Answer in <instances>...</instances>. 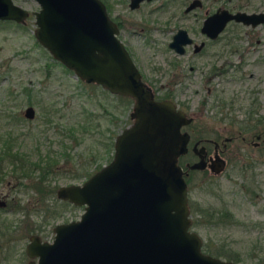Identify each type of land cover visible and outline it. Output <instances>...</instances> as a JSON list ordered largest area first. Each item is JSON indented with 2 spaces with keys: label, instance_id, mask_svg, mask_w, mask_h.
I'll return each instance as SVG.
<instances>
[{
  "label": "rangeland",
  "instance_id": "obj_1",
  "mask_svg": "<svg viewBox=\"0 0 264 264\" xmlns=\"http://www.w3.org/2000/svg\"><path fill=\"white\" fill-rule=\"evenodd\" d=\"M11 1L29 14L22 23L0 21V137L3 139L6 132L12 131L16 141L11 152L24 155L27 162L44 159L47 155L56 160L55 172L48 175L40 193L32 189L34 178H21V167L13 171L15 177L18 176L16 179L10 174L13 170L10 165L2 166L4 174L0 180V195L7 205L0 209V230H4L0 234V264H26L28 258L24 247L29 235H37L50 242L56 224L79 219L83 206L62 202L55 197V191L60 186L82 183L85 175L92 174L95 167L110 160L114 138L131 105L128 100L125 103V99L112 97L100 86L84 83L56 62L34 38L36 26L32 13L39 9L38 4L33 0ZM182 1L153 0L135 12L128 11L125 0H106V4L113 18L121 15L125 19L124 28L128 33L122 31L118 38L128 42L130 51H135L142 63L147 61L146 57L151 52L153 58L149 62L154 60L157 63L170 56L165 50L170 36L167 31L178 24L185 25L183 20L171 21L168 18L169 11L181 10L171 5L175 2V6H179ZM169 2L170 9L166 7ZM205 6L209 11L221 7L231 12L251 13L264 10V0H207ZM148 36L155 39L157 52L152 51ZM206 51H222L224 62L231 63L237 62L239 54L249 51L243 71L246 74L251 72V79L226 81L227 77L222 85L224 91L218 95L219 101L209 99L202 103L195 100L192 104L204 109L202 112L194 110L199 114L194 125L208 128L204 137L218 141L226 136L221 133L223 122L216 114L219 106L225 116L241 119L243 114L253 110L256 94L252 91L255 87L262 91L256 96L255 109L261 121L264 118V25L252 29L230 22ZM120 102L125 105L123 114L118 108ZM50 103L59 110L57 113H50ZM109 104L115 107L113 111L116 112L113 115L116 123L111 125L105 111L111 109ZM26 106L34 109L32 119L22 116ZM13 113L21 116L19 122L8 120ZM87 113L94 120L91 128L80 134L77 123ZM127 123L130 120L124 124ZM69 125L70 128L73 126V133H69ZM237 143L234 141L228 145L226 165L220 173L207 176L206 172H193L185 179L191 220L189 229L201 238V246L220 249L223 254L237 257L238 261L227 260L222 255L216 258L235 264H261L260 260L264 259V154L259 156L255 153L253 161L257 164L254 168L251 164V169L241 174L239 168L246 162L244 157L251 158V151L237 150ZM27 162L23 165H28ZM31 174L36 177V173ZM17 182L22 184L17 185ZM245 188L249 191L245 192ZM201 209H225L228 221L223 217L215 224L205 222L197 213Z\"/></svg>",
  "mask_w": 264,
  "mask_h": 264
},
{
  "label": "water",
  "instance_id": "obj_2",
  "mask_svg": "<svg viewBox=\"0 0 264 264\" xmlns=\"http://www.w3.org/2000/svg\"><path fill=\"white\" fill-rule=\"evenodd\" d=\"M33 1L39 6L32 13L38 44L84 83L129 98L132 123L115 137L106 165L80 184L56 189L58 199L83 206V212L56 224L50 242L30 236L26 264H235L203 253L201 238L189 229L186 170L205 167L197 142V160L184 170L178 164L189 140L180 128L190 119L173 103L153 99L101 0ZM28 14L0 0V21L22 23ZM230 20L255 26L264 23V13L218 9L201 30L213 38ZM173 38L189 42L182 30ZM22 116L32 119L34 109L26 106Z\"/></svg>",
  "mask_w": 264,
  "mask_h": 264
},
{
  "label": "flooded vegetation",
  "instance_id": "obj_3",
  "mask_svg": "<svg viewBox=\"0 0 264 264\" xmlns=\"http://www.w3.org/2000/svg\"><path fill=\"white\" fill-rule=\"evenodd\" d=\"M125 1L128 11L135 12V11H140V9L144 4L147 5L151 3L153 0H140L137 2L136 6L134 7L130 6L131 0H125ZM101 2L105 7V12L107 16L115 24L117 28L118 31L117 38L118 35L122 36V31H127L126 33H128V29L124 28L125 19H122L121 15L118 18L116 16L115 18H113L112 12L110 8H108V5L106 4V0H103ZM193 2L194 0H183L182 2H180L179 6H177L178 4L175 6V2L171 5L173 8L174 7L181 8V10L179 12H177V9L176 10L174 9V11L173 10L169 11L168 18L171 21L183 20L185 25L181 26L180 24H178L176 26H173L170 29V31H167L170 33V36L168 41H166L165 45L167 49L165 50L170 53V56L161 58V62L154 63L153 60L152 63H150L149 61L153 58L152 56L153 52H151L146 57L147 61L144 60V63H142L141 59L137 56L135 51H130L131 49L128 45V42L127 43L123 42L118 38L122 43L123 47L125 48V50L127 51V53L129 54L137 71L139 72L142 83L150 89L153 99L155 101H169L173 103L177 110L182 111L185 114V116L190 119V121L186 125L180 128L181 132L183 131L187 132V134L189 135V140L187 142V152L178 157V164L184 170L186 169L185 167L186 164L190 165L197 160V155L192 150L193 144L197 142L195 146V151H198L200 147H203V151L200 152V154H202L203 156L205 167L201 171L186 170L187 173L185 175V179L188 177V175H190V173L193 172H200V173L206 172L205 174L207 176L220 173L226 165L225 158H226V153L229 150L228 145H230L234 141L238 142L235 145L236 146L235 148L237 150L251 151V162H252L251 164L253 165V167L251 166L252 168H254V166L257 164L255 161H253V159L255 158V153L256 154L259 153V156L264 154L263 153L264 152V144H263L264 118L261 121L260 115L257 114V110L255 109L256 96L259 95L260 92H262L261 89H259V87H255L256 89L254 88V90L252 91L254 92V94H256L255 97H253L254 100L253 110L247 112V115L243 114L244 117H242L241 119L233 116H225L224 112L222 111L223 110L222 107L219 106V110L217 111L216 114H219V120L223 122L221 133L225 134L226 136L221 137L218 141L204 137L208 134V128L203 127L202 125L199 124L194 125V119H196L199 116V114H197L194 110L197 109L200 110V112L204 111L202 107L197 108L196 105H192L193 102H195V100L197 102L199 101L202 103L203 102L206 103L209 99H214L216 101H219L221 98H218V95L220 93H223L224 91L222 85L223 82H225V78L228 77L226 81L232 80V81L243 82L245 81L246 78L251 79V72L246 74L243 71L244 70L243 65H245L244 64L245 61L248 60L249 51H245L244 53L239 54L236 63H231L229 61L224 62L222 51L219 52L206 51L207 46L214 43L218 39L220 34L224 31V29L230 22H233L234 24H241V23L230 20L226 22L223 29L215 37L211 38L208 36L206 32H202L201 30L203 26V21L210 15L214 14L218 9H225V8L216 7L214 10L209 11L205 6L207 0H195L194 6L186 10L187 7ZM169 5L170 2L168 5H166V7L170 9ZM227 11L233 13L229 10ZM234 12H238V11H234ZM240 12H244V11H240ZM251 13H264V10H257ZM133 22L134 21H131V23ZM135 23H139V22H135ZM127 25L130 26V24ZM261 25H264V23L257 24L255 26H249V25H243V26H248L252 29H255ZM154 29L155 28H152V30ZM140 30H142V28ZM163 30L164 27L162 31ZM179 30H182L185 33V37L189 40V42L185 44H181L180 38L178 39L173 38L174 36H176ZM146 32L148 35H150L147 30ZM148 39H149V43L152 44V46L150 45L152 51L157 52L154 47L156 44L155 39L154 38L150 39L149 36ZM170 43H173L172 47L169 46ZM178 49H181L182 51H178ZM109 94L112 97L116 98L117 100L125 99L124 100L125 103H127L126 99H129L123 96H120L118 98V95H113L111 93ZM123 104L124 102H120V106H118V108L122 111V114L124 112L123 108L125 107V105L123 106ZM130 105L132 106L131 100H130ZM109 106L111 109H106L105 111L107 113V120L111 125L114 122L116 123V116L113 117V115L116 112L113 111L115 107H112L110 104ZM129 113L124 118L125 121L121 122L119 120V123L121 122V127H120L121 129L118 132V134L121 131H123L126 127L131 125L132 120L129 116ZM129 120H130L129 124L128 123L124 124L126 121ZM248 120H252V130L251 128L249 129L247 127L250 123L248 122ZM258 120L261 121L259 125L257 124ZM112 150H113V145H112ZM111 159H112V154L110 160ZM101 167L102 166H100L99 169ZM96 171L92 172V174L95 173ZM92 174H90L89 176H91ZM0 199L4 203V205L0 207V209H3L5 205H7V202L2 195H0ZM190 225H191V220H190ZM29 237H28V241H29ZM24 254H25V247H24ZM29 260L30 259L28 258V261Z\"/></svg>",
  "mask_w": 264,
  "mask_h": 264
},
{
  "label": "trees",
  "instance_id": "obj_4",
  "mask_svg": "<svg viewBox=\"0 0 264 264\" xmlns=\"http://www.w3.org/2000/svg\"><path fill=\"white\" fill-rule=\"evenodd\" d=\"M6 22V21H5ZM120 96H118L119 98ZM128 102L130 103L129 99ZM128 103V104H129ZM54 103H50L49 105V109H50V113H57L59 110L58 109H54ZM49 111V110H48ZM21 119V116L18 113H13L11 115L8 116V120L9 121H15V122H19ZM94 118L91 114H85L84 117H82L81 122H78L77 124H79V133L83 134L84 132H86L87 130H89L91 128V123L93 122ZM249 125L247 126L249 129L251 128L252 130V120H248ZM261 123L260 120L257 121V124L259 125ZM72 126V125H71ZM73 127V126H72ZM72 127L70 128L69 125V133H73L71 132ZM77 130V131H78ZM5 138L1 139L0 137V180H2L3 178V164H6L7 166L10 165L11 168L13 169L12 171H10V174L12 176L15 177V173L13 172L15 170V168L19 169L20 167L22 168V177L21 178H25V179H30L32 180L34 178V183L32 184V189L38 191V193L42 192L43 189L41 188L42 186L45 185L44 181L47 179L48 175H51L53 172H55V166H56V160L51 159L48 155L43 159V158H39L38 161L35 162H30V160L27 162L26 161V157L24 155L21 154H15L14 152H11V148L14 145V141H16V137L14 138L12 136V131H8L6 132ZM67 136L69 138L72 137L71 134H67ZM244 160L246 161L245 163L242 164V166L239 168L240 173L242 174L244 171H246L247 169H251V158L250 157H244ZM25 162L28 163V165H23L25 164ZM19 164V165H16ZM181 163V162H180ZM182 164V163H181ZM19 166V167H17ZM100 166L95 167L94 171H96L97 169H99ZM31 173H36V177H34ZM90 174L88 173L87 175H85V178H87ZM16 179L18 178V176L15 177ZM17 185H20L22 183L17 182ZM55 191V189H53V192ZM249 190L247 188H245V192H248ZM64 202V201H62ZM66 203V202H65ZM198 216L200 218H202L205 222H212L213 224L221 222L223 220V217H225L226 222L228 221V215H227V211L225 209L223 210H216V209H210L209 211H206V209H201L200 212H198ZM227 215V216H226ZM4 232V230H0V234H2ZM201 251L205 254L208 255H213V256H219L222 255L224 256L225 259L227 260H232L233 262L238 261V258L230 255L228 253H224L222 250H218V249H210L207 245H202L201 246ZM261 264H264V259L260 260Z\"/></svg>",
  "mask_w": 264,
  "mask_h": 264
}]
</instances>
